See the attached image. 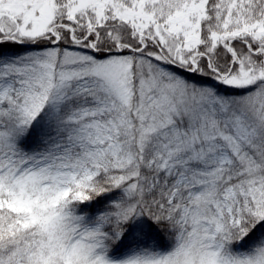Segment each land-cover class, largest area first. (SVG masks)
I'll use <instances>...</instances> for the list:
<instances>
[{
    "label": "snow or ice",
    "instance_id": "obj_1",
    "mask_svg": "<svg viewBox=\"0 0 264 264\" xmlns=\"http://www.w3.org/2000/svg\"><path fill=\"white\" fill-rule=\"evenodd\" d=\"M0 264H264V0H0Z\"/></svg>",
    "mask_w": 264,
    "mask_h": 264
}]
</instances>
